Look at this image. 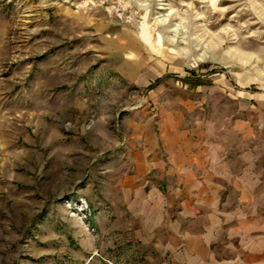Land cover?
<instances>
[{
  "label": "rangeland",
  "instance_id": "rangeland-1",
  "mask_svg": "<svg viewBox=\"0 0 264 264\" xmlns=\"http://www.w3.org/2000/svg\"><path fill=\"white\" fill-rule=\"evenodd\" d=\"M170 117L264 214V0H0V264H149L125 176Z\"/></svg>",
  "mask_w": 264,
  "mask_h": 264
},
{
  "label": "crops",
  "instance_id": "crops-1",
  "mask_svg": "<svg viewBox=\"0 0 264 264\" xmlns=\"http://www.w3.org/2000/svg\"><path fill=\"white\" fill-rule=\"evenodd\" d=\"M170 118L171 134L159 138L163 146L139 154L142 163L125 176L130 185L151 189L150 205L134 213V241L148 251L149 264H264L258 195L247 185L243 190L225 152L208 138L192 145L189 130L181 133ZM235 200L245 205L227 209L224 202Z\"/></svg>",
  "mask_w": 264,
  "mask_h": 264
}]
</instances>
